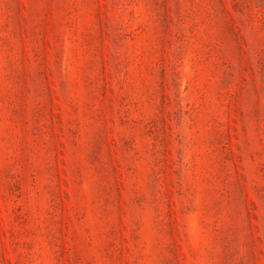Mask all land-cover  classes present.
Here are the masks:
<instances>
[{
    "label": "rangeland",
    "instance_id": "1",
    "mask_svg": "<svg viewBox=\"0 0 264 264\" xmlns=\"http://www.w3.org/2000/svg\"><path fill=\"white\" fill-rule=\"evenodd\" d=\"M0 264H264V0H0Z\"/></svg>",
    "mask_w": 264,
    "mask_h": 264
}]
</instances>
